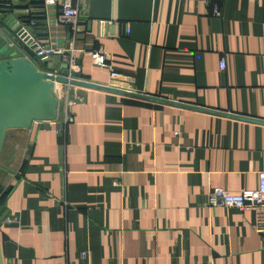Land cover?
<instances>
[{"label":"crops","instance_id":"obj_1","mask_svg":"<svg viewBox=\"0 0 264 264\" xmlns=\"http://www.w3.org/2000/svg\"><path fill=\"white\" fill-rule=\"evenodd\" d=\"M74 3L81 79L110 83L103 50L130 90L179 105L79 87L63 131L62 110L9 130L0 211L18 221L0 223V264H264L255 212L206 205L264 175V0ZM4 4L68 45L57 7Z\"/></svg>","mask_w":264,"mask_h":264},{"label":"water","instance_id":"obj_2","mask_svg":"<svg viewBox=\"0 0 264 264\" xmlns=\"http://www.w3.org/2000/svg\"><path fill=\"white\" fill-rule=\"evenodd\" d=\"M28 8L27 5L23 7L19 4H4L0 9V158L9 130L29 129L36 122L55 121L58 118L59 99L54 94L55 81L127 97L179 105V103L163 101L138 92L118 90L87 82L81 79L78 72L75 74V79H67L68 52L64 55L43 57L41 60L35 57L40 43L45 44L41 40L48 32L46 27L38 26L39 22L31 17L32 13H27ZM52 23H57L56 19ZM68 30L70 43L74 29L69 27ZM76 38L79 39L78 36ZM77 44L78 41L76 46ZM58 63H62V68L58 67ZM80 64L81 59L78 58L77 65ZM44 65L47 72L39 67ZM55 70H58L59 74L51 73ZM2 213L3 211L0 215Z\"/></svg>","mask_w":264,"mask_h":264},{"label":"built area","instance_id":"obj_3","mask_svg":"<svg viewBox=\"0 0 264 264\" xmlns=\"http://www.w3.org/2000/svg\"><path fill=\"white\" fill-rule=\"evenodd\" d=\"M46 6H55L59 9L56 21L58 24H65L73 29L77 28L79 23V10L75 6L74 0H44ZM216 15H219V9H215ZM27 13H32L30 10ZM129 28L127 27V33ZM66 52L68 56V75L66 78L69 80L75 79L77 72V49L75 48V39L69 43L67 47H56L50 43L42 44L37 48L35 57L42 59L43 57H50L53 55H64ZM27 57V55L25 54ZM93 62L96 65L108 67L111 71V80L107 87L132 91L129 88V79L122 76L120 72L114 69L113 65L109 62V56L103 50H96L91 52ZM34 61V60H33ZM40 69L47 72L46 68L39 66ZM222 69L226 68V63H221ZM54 75L59 74L58 70L51 72ZM78 86H74L70 83L54 82V94L59 99V113L61 110L64 112L63 120L61 121L62 127L60 131H63V126L70 121L69 111L71 106L77 103H83L85 97L77 93ZM59 118V115H58ZM58 118L56 120H58ZM40 123H51L53 121H39ZM208 207H238L242 210H252L256 215L255 230L264 236V175L261 177L260 185L258 189H248L239 192L229 191L222 187H215L211 190L209 199L206 203ZM1 210V209H0ZM1 212V211H0ZM18 221L17 216L7 215L3 211L0 215V223H14Z\"/></svg>","mask_w":264,"mask_h":264},{"label":"rangeland","instance_id":"obj_4","mask_svg":"<svg viewBox=\"0 0 264 264\" xmlns=\"http://www.w3.org/2000/svg\"><path fill=\"white\" fill-rule=\"evenodd\" d=\"M11 131L13 132V131H15V130H11ZM9 137H10V136H9ZM22 141H24L23 138L21 139V142H22ZM14 153H15V151L13 150V142H12L11 138H8V139H7L6 146H5V149H4V152H3V155H2V159H3V161L6 160V157L8 156V154H9V156H10V155H12V154H14Z\"/></svg>","mask_w":264,"mask_h":264}]
</instances>
